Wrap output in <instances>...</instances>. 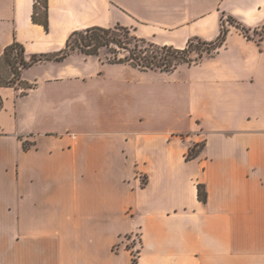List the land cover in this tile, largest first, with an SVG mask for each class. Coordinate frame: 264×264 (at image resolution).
Returning a JSON list of instances; mask_svg holds the SVG:
<instances>
[{
    "label": "crops",
    "instance_id": "obj_1",
    "mask_svg": "<svg viewBox=\"0 0 264 264\" xmlns=\"http://www.w3.org/2000/svg\"><path fill=\"white\" fill-rule=\"evenodd\" d=\"M34 2L0 0V61L91 26L172 48L244 29L171 71L73 51L0 84V264H264V36L243 32L264 0H47L48 29Z\"/></svg>",
    "mask_w": 264,
    "mask_h": 264
},
{
    "label": "trees",
    "instance_id": "obj_2",
    "mask_svg": "<svg viewBox=\"0 0 264 264\" xmlns=\"http://www.w3.org/2000/svg\"><path fill=\"white\" fill-rule=\"evenodd\" d=\"M32 20L34 22L42 23L45 29H48L47 0H35ZM227 20L228 23L235 25L237 28L244 29L241 28L238 23H235L232 18L227 17ZM118 31H124V35L128 39L126 43H124L123 40L117 38ZM256 31L257 28L253 32ZM226 34L227 28L222 25L218 37L211 42L191 39L187 42L184 48H172L169 46H157L150 42L147 43L146 40L137 38L130 29L123 26L117 25L111 28L91 26L84 29L72 31L66 40L64 48L61 49L58 53L33 55L28 61L24 59V50L22 45L18 42H13L5 48L2 55V60H5L6 63L11 67L13 78L10 80H6L0 76V84L8 85L14 82V80L19 76L20 67H27L40 60H61L73 51H78L85 55L101 56L100 49L103 47L115 44L119 48L128 50L129 48L126 46V44L133 42V48L130 49L128 55H124L123 57L106 56V60L109 62H128L131 65L139 67L141 69H160L163 71H171L175 69L180 62H191L189 60L187 61L186 57L187 53L190 52L193 48L199 50L197 57L194 58L195 61L202 57L203 52L209 53L212 49L216 50L217 47H219L225 40ZM148 47H153V49L156 50H151V53L147 54ZM13 49H17L19 51L20 66H17L16 61L10 58V53ZM162 49L170 52V54L176 60L175 63H172L171 60H168L166 56L162 57L158 54V52ZM24 147L26 148L27 145H24ZM196 153L197 152L195 150H189L187 152V156L190 158L196 155ZM199 197H205L203 191L200 188Z\"/></svg>",
    "mask_w": 264,
    "mask_h": 264
},
{
    "label": "rangeland",
    "instance_id": "obj_3",
    "mask_svg": "<svg viewBox=\"0 0 264 264\" xmlns=\"http://www.w3.org/2000/svg\"><path fill=\"white\" fill-rule=\"evenodd\" d=\"M227 18H225L223 24L225 26V28H227L228 26V20ZM245 35H247L248 37H251V38H256L258 39L259 37H262L264 35V26H260L259 28H257V31L256 32H253V31H248V32H245L243 31ZM117 38H119L120 40H123L124 43L127 42V38L125 37L124 35V31H118L117 32ZM148 43V42H147ZM133 45H134V42L133 43H129V44H126V46L129 48L128 50L124 49V48H119L117 47L115 44H111L107 47H103L100 49V53H101V57L102 58H105L106 59V56H118V57H123L124 55H128L129 52H130V49L133 48ZM151 50H156V49H153V47H148V52L147 54H150L151 53ZM215 50H211L209 53H205L203 52V56L205 55H209L211 53H213ZM198 52L199 50H197L196 48H193L190 52L187 53V57H186V60L188 61H191L190 63L194 62V58L197 57L198 55ZM158 54L162 57L166 56V58L168 60H171L172 63H175V59L174 57L170 54L169 51L165 50V49H162L158 52ZM10 58L14 61H16V65L17 66H20V55H19V51L17 49H13L12 52L10 53ZM191 59V60H190ZM3 61L4 63H6L5 60H2L0 61V71H1V68H2V65H3ZM197 61V60H196ZM183 63H187L188 62H180L179 64H183ZM178 64V65H179Z\"/></svg>",
    "mask_w": 264,
    "mask_h": 264
},
{
    "label": "built area",
    "instance_id": "obj_4",
    "mask_svg": "<svg viewBox=\"0 0 264 264\" xmlns=\"http://www.w3.org/2000/svg\"><path fill=\"white\" fill-rule=\"evenodd\" d=\"M223 22L224 20L221 23V27L224 25ZM139 243L140 239L137 231L129 232L124 237V247L129 250L133 263L136 262L139 255Z\"/></svg>",
    "mask_w": 264,
    "mask_h": 264
}]
</instances>
